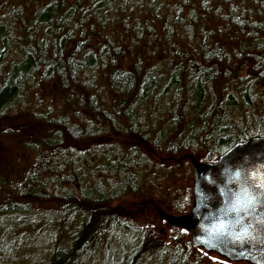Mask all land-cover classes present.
<instances>
[{"label":"trees","instance_id":"16d2710c","mask_svg":"<svg viewBox=\"0 0 264 264\" xmlns=\"http://www.w3.org/2000/svg\"><path fill=\"white\" fill-rule=\"evenodd\" d=\"M6 117L32 161L0 175V264L21 235L33 264H236L124 200L184 215L187 154L264 136V0H0Z\"/></svg>","mask_w":264,"mask_h":264},{"label":"water","instance_id":"95a60500","mask_svg":"<svg viewBox=\"0 0 264 264\" xmlns=\"http://www.w3.org/2000/svg\"><path fill=\"white\" fill-rule=\"evenodd\" d=\"M186 156L192 206L184 215L156 206L159 217L184 229L194 246L209 253L264 264V136L236 142L215 161Z\"/></svg>","mask_w":264,"mask_h":264},{"label":"rangeland","instance_id":"374dc122","mask_svg":"<svg viewBox=\"0 0 264 264\" xmlns=\"http://www.w3.org/2000/svg\"><path fill=\"white\" fill-rule=\"evenodd\" d=\"M31 129H29V124L28 121L24 120L21 121L20 124L16 122V120L13 117H6L4 119H0V175L6 177V178H11V179H21L26 170L28 169L31 161H32V154L31 152L26 149L22 142L23 139L30 133ZM188 170L190 173V179L192 177V170H191V165L188 163ZM179 180V179H178ZM176 179L173 180L172 186L171 187H177V190L175 192V196L178 194L180 195L183 191L184 188H182L180 181ZM191 183V181H190ZM125 203L129 205V207L133 208L134 211L137 213L146 211L147 212H152L155 210L156 212V206L154 204H149L148 206H145L144 204H140L137 200L132 199L130 196L126 197ZM131 198V199H130ZM145 214V213H144ZM157 214V212H156ZM158 216V214H157ZM159 217V216H158ZM160 220H163L162 218L159 217ZM8 223L5 221L1 222L0 220V231L3 232L2 228L5 227V230L7 229ZM21 227L16 226V228L12 231L17 235V233L21 234ZM171 234L176 235V231L172 230L169 231L166 235V239L169 240ZM71 234L65 233V238L64 241L68 242L71 239ZM173 235V236H174ZM181 237H185L182 235H185L184 233H179ZM27 236L21 235L20 240H17L15 243V246H17L16 251V257L14 258V263L17 264H33V262H30L27 258L22 257V255L27 256L28 254L33 253V248H29L31 246L27 245V242H23V238ZM22 239V240H21ZM183 239L180 240V242ZM37 253H41L37 252ZM210 257L211 258H216L218 260H224L225 257L214 253L210 252ZM41 259V257L39 258ZM149 256L144 257L140 260L139 264H149ZM208 261V260H207ZM86 262V261H84ZM95 264H103L104 260L97 259V262H94ZM236 264H249L246 261H239L235 262ZM154 264V263H152Z\"/></svg>","mask_w":264,"mask_h":264}]
</instances>
